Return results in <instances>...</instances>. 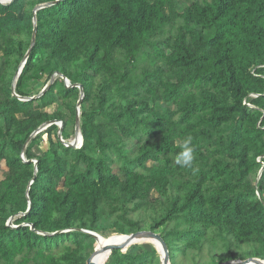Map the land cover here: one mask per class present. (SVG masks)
Segmentation results:
<instances>
[{
  "label": "trees",
  "instance_id": "trees-1",
  "mask_svg": "<svg viewBox=\"0 0 264 264\" xmlns=\"http://www.w3.org/2000/svg\"><path fill=\"white\" fill-rule=\"evenodd\" d=\"M52 1L0 2V264H87L96 239L84 230L160 232L171 264L264 259V0H60L37 11L16 92L34 96L29 84L56 72L71 86L58 76L21 100L12 84L34 10ZM75 84L83 144L52 124L24 152L48 121L66 139ZM186 137L191 168L175 163ZM106 264L162 261L136 244Z\"/></svg>",
  "mask_w": 264,
  "mask_h": 264
},
{
  "label": "water",
  "instance_id": "water-1",
  "mask_svg": "<svg viewBox=\"0 0 264 264\" xmlns=\"http://www.w3.org/2000/svg\"><path fill=\"white\" fill-rule=\"evenodd\" d=\"M13 0H0L1 3H9L12 2ZM58 1L60 0H56V1H52V2H47L44 4H40L39 6H37L34 10V29H33V35H32V40H31V44L30 47L22 61L21 66L19 67V69L17 70L15 76H14V80H13V84H12V91H13V95L18 96L21 100H36L37 98L41 97L44 93H46V91H48L50 89V87L52 86V84L55 82L56 78L58 76L61 75V77L66 81L67 86L70 87L71 83L70 80L63 74L56 72L55 74L52 75L51 79L48 81V83L46 84V86L44 87V89L38 94V95H34V96H29V97H21L17 94L16 92V85L18 82L19 77L22 74L23 68L25 66V64L27 63L34 47L37 41V31H38V27H37V11L39 9L48 7V6H52L54 4H56ZM74 86H77L80 88L81 91V96L78 100L77 103V118H76V138L72 141L67 143L62 136V130H63V126L64 123L61 120H52V121H48L44 124H42L28 139L27 143L25 144L23 151L25 152L28 146L29 141L31 140L32 137H35L37 134H39L40 132L46 130L49 126H51L52 124H57L59 126V131H58V135L60 137V139L67 145V146H72V147H79V144L82 145L83 144V134L81 132V126H80V113H79V107L82 105V101L85 97V92H84V88L81 84H75ZM24 161L29 162L31 160H28L25 155L23 156ZM37 166H38V161H35V168L37 171ZM262 172H260L258 179L261 177ZM28 190H30V188H28ZM31 209V201L29 203V208L28 211ZM32 229H34L33 225H32ZM87 233L91 234L93 237H95L96 240L101 238V235L98 232L95 231H90V230H84ZM57 233V232H56ZM49 234V233H48ZM55 234V233H54ZM121 236L124 237V239L119 242V243H108L104 245V249H108L110 251V255L112 254V252L115 249H121L123 252H126L127 249L132 246L133 244L136 243H143L145 241H155L156 245L155 247L157 248L160 256H161V261L162 264H171V260H170V251L168 248V245L165 241V239L162 237V234L160 232H156L153 230H149V229H143V230H139L130 234H121ZM98 252V249L95 248L94 252L91 254V256L88 258L87 260V264H99L98 262H96L95 260V256ZM107 262V261H106ZM106 264V263H103ZM220 264H264V259L261 258H257V257H249L247 259H236V260H229V261H225L222 262Z\"/></svg>",
  "mask_w": 264,
  "mask_h": 264
},
{
  "label": "rangeland",
  "instance_id": "rangeland-1",
  "mask_svg": "<svg viewBox=\"0 0 264 264\" xmlns=\"http://www.w3.org/2000/svg\"><path fill=\"white\" fill-rule=\"evenodd\" d=\"M194 1H196V0H182V2L183 3H187V4H191L192 2H194ZM0 55H1V53H0ZM61 76V75H60ZM47 82H48V80L46 79V78H44V79H42L41 81H39V82H31L30 84H29V87H28V89L31 91V93H33L34 95H37L41 90H42V88L47 84ZM162 105H161V107H162V109H165V107H164V105H163V103H161ZM86 106V104H84V107ZM58 107H59V103L57 102L56 104H54V105H51L49 108H48V110L49 111H51V112H54V111H57V109H58ZM84 107H82L81 108V106L79 107V113H80V116H81V114H82V112L85 110V108ZM77 108H78V106H77ZM23 115H20L19 117H22ZM76 124L74 125V123H72V122H70V124H69V126H68V128H67V130H66V133H67V135H66V139H65V141L67 142V143H69V142H72L75 138H76ZM63 136V135H62ZM47 143H48V140H47V135L46 134H44L43 135V137H42V139H40L39 141H37L36 143H31L30 144V153L32 154V155H40V154H42L43 152V150L46 148V146H47ZM81 145L79 144V147H80ZM36 161V160H35ZM7 173H8V168H7V166H6V164H5V162H2L1 163V167H0V180H2V179H4L5 177H6V175H7ZM258 180L259 179H257V181H256V184L258 183ZM156 195V194H155ZM14 219H15V217H12L9 221H10V224L11 225H13L12 224V222L14 221ZM32 225V224H31ZM13 226H15V225H13ZM113 235H116L115 233H113V234H111V235H109V236H107V237H110V236H113ZM98 241L99 240H96L95 241V248L98 246ZM137 245H144V246H146V247H151V246H154L155 247V245H156V243L154 242V241H145V242H143V243H136ZM136 244H133V245H136ZM132 245V246H133ZM95 250V249H94ZM131 250V246L127 249V251H130ZM94 252V251H93ZM109 257H110V254L108 253L107 255H106V259L104 260V262L103 263H106V261H108V259H109Z\"/></svg>",
  "mask_w": 264,
  "mask_h": 264
},
{
  "label": "clouds",
  "instance_id": "clouds-1",
  "mask_svg": "<svg viewBox=\"0 0 264 264\" xmlns=\"http://www.w3.org/2000/svg\"><path fill=\"white\" fill-rule=\"evenodd\" d=\"M195 160V149L192 138L186 137L181 143V151L175 156V163L181 168H191Z\"/></svg>",
  "mask_w": 264,
  "mask_h": 264
},
{
  "label": "bare ground",
  "instance_id": "bare-ground-1",
  "mask_svg": "<svg viewBox=\"0 0 264 264\" xmlns=\"http://www.w3.org/2000/svg\"><path fill=\"white\" fill-rule=\"evenodd\" d=\"M123 239H124V237L121 236V234L113 235V236H110V237H107L105 235H101V238L98 239L99 240L98 241V246L96 247L98 249V252H97V254L95 256L96 262H98L99 264H103L104 260L106 259V255L108 253L110 254V251L108 249H104L103 248L105 244H108V243H119Z\"/></svg>",
  "mask_w": 264,
  "mask_h": 264
}]
</instances>
